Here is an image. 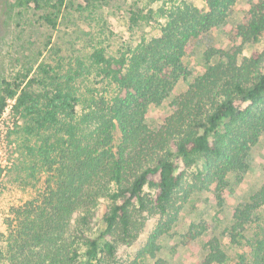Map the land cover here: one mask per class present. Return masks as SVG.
Wrapping results in <instances>:
<instances>
[{"label": "trees", "instance_id": "16d2710c", "mask_svg": "<svg viewBox=\"0 0 264 264\" xmlns=\"http://www.w3.org/2000/svg\"><path fill=\"white\" fill-rule=\"evenodd\" d=\"M41 1L22 0L35 8ZM235 1L205 0L200 8L180 0L158 10L130 9V28L154 24L157 31L141 34L134 46L122 44L115 55L101 48L91 52L95 75L114 88L109 95L61 82L35 90L36 78L1 81L0 112L14 99L12 110L29 118L24 130L40 136L32 152L48 175L43 191L10 210L16 221L8 223L10 264H114L118 244L137 237L143 212H157L164 220L129 262L139 264L138 256H154L180 200L195 190H221L228 173L242 178L250 149L264 134V47L241 58L240 45L207 51L203 71L172 98V112L157 128L145 121L149 105L160 103L189 74L183 56L191 45L223 24ZM247 1L233 35L242 43L264 34V0ZM43 18L56 23L51 14ZM79 75L74 71L69 78ZM254 198L264 206V179ZM236 218L243 227L247 210ZM256 236L248 264H264V226ZM227 260L220 244L210 241L197 264ZM236 264H247L243 255Z\"/></svg>", "mask_w": 264, "mask_h": 264}, {"label": "rangeland", "instance_id": "374dc122", "mask_svg": "<svg viewBox=\"0 0 264 264\" xmlns=\"http://www.w3.org/2000/svg\"><path fill=\"white\" fill-rule=\"evenodd\" d=\"M178 1L63 0L62 4L52 7L57 0H42L35 8L22 0H0V85L3 79L24 78L25 82L36 78L39 83L33 86L35 90L41 89L43 84L61 82L72 84L79 92L92 88L96 93L109 95L114 88L95 75L90 65L91 52L101 48L107 55H115L122 44L134 46L141 34L157 31L154 24L130 28L127 23L130 9L158 10L163 4ZM186 1L205 8V0ZM249 7L247 0H236L223 24L211 28L191 45L183 56L189 74L179 78L160 103L149 105L145 119L148 126L157 128L172 112V98L186 90L203 71L207 51L228 50L240 45L241 58L249 56L253 50L263 49L264 34L251 43H242L239 37H233ZM45 14L55 17L54 26L46 23ZM216 58L212 57L211 63ZM74 71L80 75L69 78ZM2 121L6 132L0 138L4 153V162L0 164V264H10L12 235L8 223L16 224L10 210L43 191L48 175L39 157L32 152V148L40 144V136L24 130L29 118L11 110ZM226 179L227 184L219 191L195 190L180 200L170 227L157 239L154 256H138V263L197 264L208 252L209 242L215 241L226 252L227 264H236L239 255H243L248 264L252 238H256L260 227L264 226V206L256 205L254 198L264 179V134L251 147L249 165L242 178L238 180L234 173H228ZM246 210L249 220L241 222L243 227H239L236 214ZM143 216L137 237L130 243L118 244L114 264H129L134 260L150 232L164 220L157 212H143ZM231 232L238 243L231 242Z\"/></svg>", "mask_w": 264, "mask_h": 264}, {"label": "built area", "instance_id": "2783aa9c", "mask_svg": "<svg viewBox=\"0 0 264 264\" xmlns=\"http://www.w3.org/2000/svg\"><path fill=\"white\" fill-rule=\"evenodd\" d=\"M13 102H14V99H8L6 106L0 112V138H2L3 135L6 132L5 129L3 128V125H1V124H3V121L2 120L12 110L11 105H12ZM2 147H3V145H2V142L0 141V164L4 162V159H3L4 153H3V148Z\"/></svg>", "mask_w": 264, "mask_h": 264}]
</instances>
